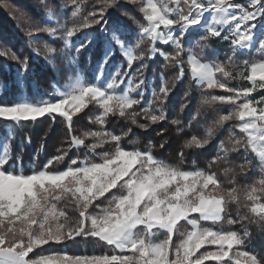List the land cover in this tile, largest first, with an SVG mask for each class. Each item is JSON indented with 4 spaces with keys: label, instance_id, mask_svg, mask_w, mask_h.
Listing matches in <instances>:
<instances>
[{
    "label": "snow or ice",
    "instance_id": "snow-or-ice-1",
    "mask_svg": "<svg viewBox=\"0 0 264 264\" xmlns=\"http://www.w3.org/2000/svg\"><path fill=\"white\" fill-rule=\"evenodd\" d=\"M125 2L135 5L141 0ZM40 3L48 9L47 19L55 21V26L45 24L28 35L44 33L50 38L62 39L68 49L71 37L82 29L100 24L107 9L115 7L119 0H106L99 12L88 13L82 24L74 23L71 27L66 22L60 23L47 0H40ZM71 4L74 7L70 17L75 21L83 9L79 0H71ZM139 12L146 23L137 24L139 39L135 48L148 42V59L158 54L165 61V67L179 69L177 81L184 77L182 55L187 52L190 80L197 88L230 94L202 99L205 106L218 103L232 107L227 114L218 117L203 138L192 136L182 148L203 149L217 129L236 122L235 132L241 135L237 137L229 131V147L221 142L209 168L220 162L227 165L230 153L243 151L245 162L237 166L240 173L250 168L252 161L247 154L251 153L259 164L261 179L243 188L233 186L226 190L213 172H186L169 166L151 155V145L145 153L126 151L122 149L121 141L128 133L118 136L103 130L110 116H119L143 130L147 127L138 123V117L149 125L165 121L163 109H153L152 105H163L170 95L167 83L161 77L159 93L153 92L148 106L140 112L129 111L140 103L131 94L141 89L144 81L133 84L127 72L121 75L122 66L109 73L107 78L104 74L116 48L120 49L129 69L134 61L142 60L144 56L134 55V48L120 39L117 28L107 44L104 60L98 65L97 83L82 81L77 74L65 89L55 88L56 100H20L11 106L0 105V121L20 125L44 117L55 122L56 117H60L69 135L68 149H58L60 154L51 158L41 170L28 175L13 167L11 142L15 137L12 132L0 138V264H208L209 261L215 264H261L257 255L242 250L249 235L246 229L241 236L235 231H217L201 225L203 222L215 225L226 221L230 226L244 222L264 226V96L254 98V93L264 92V24L257 23L264 20V0H248L246 6L234 0H143ZM96 16L99 19H91ZM195 31L201 33L195 45L201 50L211 40L227 42L232 53L226 62L229 65L235 64L233 57L237 53L254 51L261 56L259 60H244L241 65L244 71L236 74L237 79L246 80L250 87H228L223 81L232 79V73L226 70L225 64L202 62L191 48L184 47L187 37ZM58 32H64V36H57ZM157 45L170 46L173 53H165ZM85 47L86 44L76 47L77 56ZM44 50L45 58L56 55V49L49 45H45ZM35 54L39 55V52ZM8 56L21 65V73L27 71L26 59L20 61L15 54L0 51V57ZM75 59L68 57L67 63L73 65ZM126 77L128 87L116 94ZM138 94L143 96L142 91ZM93 103L100 109V114L89 123L97 124L101 130L72 135L73 117ZM198 115L192 120L195 121ZM170 123L177 127L179 135L181 122L172 120ZM109 144L115 146L114 150L101 153L99 162L86 156L72 159L63 171H52L64 163L73 149L86 148L96 157L97 149ZM179 155L183 161V152ZM16 163H21L19 157ZM228 172H235V169L226 167L224 173ZM104 198H108L107 205L97 208L95 214L91 213L89 209ZM229 205H235L238 212L243 210L244 215L229 218ZM70 206L78 212L77 220L67 215L66 209ZM181 222L190 230L181 232ZM159 233L166 235L157 241L155 238ZM177 234L181 238L174 242ZM77 237L95 238L113 251L104 255L30 256L44 245L62 244ZM207 246H214L216 250L201 252Z\"/></svg>",
    "mask_w": 264,
    "mask_h": 264
},
{
    "label": "trees",
    "instance_id": "trees-1",
    "mask_svg": "<svg viewBox=\"0 0 264 264\" xmlns=\"http://www.w3.org/2000/svg\"><path fill=\"white\" fill-rule=\"evenodd\" d=\"M105 2L106 0H79L83 10L80 18L75 21L70 17L74 7L71 0H47V5L53 9L60 23L64 24L66 22L67 26L71 27L74 23L82 24L83 19L88 17V13L99 12ZM107 2H110V0H107ZM234 2L246 6L248 0H234ZM142 3L143 0L135 5L126 3L125 0H119L115 7L107 9L100 24H95L90 28L77 32L70 38V48L65 49L62 39L50 38L44 33L31 37L28 35L30 31H34L37 27H42L45 24L55 26V21H48L46 16L48 9L41 5L40 0H0V51H9L15 54L20 61L27 60V71L21 73V65L13 61L10 56L0 57V105H13L22 96L32 102L42 99L56 100L57 97L53 95L55 88H64L68 81L75 78L77 74L82 77L83 81L95 83V72L106 52V41H111L112 32L118 28L120 39L134 48V55L144 56V59L134 61L129 69L118 48H116L115 55L111 57L106 67V71H112L117 66H122L121 75L127 72L133 84L139 83L140 80L144 81L142 88L131 94L132 98L140 100V103L129 111L140 112L141 109L148 106L149 101L153 99V92L159 93L161 77L166 81L170 95L163 105L159 103L152 105L153 109L157 107L163 109L166 114L165 121L149 125L146 120L138 117V123L147 127V130H143L119 116H110L103 130L118 136L128 133L121 141V147L126 151L145 153L149 151V145H151V155L156 160L169 166L179 167L186 172L194 170L213 172L226 190L233 186L243 188L245 185H252L259 180V164L255 158H252L250 168L245 169V172L241 174L237 166L245 162L243 151L230 153L229 164L225 165L220 162L209 168L210 161L217 156L221 142H225L226 148L229 147L227 143L229 131H233L238 137L241 135L235 132L236 122H229L223 128L217 129L210 143L203 149L182 148L183 143L192 136L203 138L206 130L212 127L218 117L227 114L232 107L218 103L205 106L201 103L202 99L206 96L220 97L230 94L219 90L205 92L197 88L190 80L186 62L183 65L184 77L182 80L177 81L176 77L179 69L174 66L165 67V61L158 54L155 58L148 59L150 55L148 42L141 44L139 48H135V44L139 39L137 24L144 25L146 23L139 12ZM123 13H127V15ZM129 17H133V19H129ZM91 19H99V16ZM200 35L201 33L198 31L192 32L187 37L184 47L191 48L201 58L202 62L225 64L226 70L232 73V79L223 81L228 87L233 89L250 87L246 80L237 79L236 74L244 71L241 66L244 60H259L261 56L253 54V52L237 53L233 57L235 64L229 65L226 63L228 57L232 54L229 44L220 39H215L209 41L208 46L201 50L200 47L195 46ZM57 36H64V32H58ZM81 44H86L87 47L77 56L76 47ZM45 45L56 49V55L45 58ZM156 47L165 53H173L170 46L157 45ZM62 49L64 51H61ZM37 51L39 55L35 54ZM186 55L187 52L182 55V60L185 61ZM68 57H76L73 65L67 63ZM128 77L125 78L121 87L116 89L117 92L123 89ZM140 91L143 92V96L138 94ZM197 113L199 115L193 121L192 117ZM99 114L100 109L93 103L83 112L74 116L71 125L72 135L81 136L83 132L100 131L101 129L97 124L89 123V120H94ZM172 120L181 122L179 127L182 131L179 135L177 134V127L170 123ZM9 131L15 137L11 142L13 167L22 170L25 175L41 170L51 158L60 154L58 149L69 148L68 128L60 117H56L55 122L49 117H44L36 122H21L20 125L0 121V138L6 136ZM28 140H30V143L27 142ZM86 143H91V141H86ZM161 144L164 145L163 148H161ZM114 147V145L109 144L103 149H97L96 157L88 153L86 148L73 149L68 153L64 163L56 166L52 171H63L72 159H84L86 156L94 162H99V155L105 151L112 152ZM181 152H183V161H181L179 155ZM17 157L21 161L20 164L16 163ZM226 167L235 169V172L224 173ZM255 167H257V170H254ZM107 202L108 198L97 201L96 206L90 208L89 211L95 214L97 208L105 207ZM66 211L72 220L79 218L74 207L70 206ZM243 215V210L238 212L235 205H229V218L237 219ZM201 226L217 231H235L241 236L244 235L246 229L249 235L245 239L242 250L257 255L261 260V264H264V226L246 222L230 226L226 221L215 225L203 222ZM186 230H190V227L181 222L180 231ZM165 235V233H159L155 239L157 241L162 240ZM180 238L179 234L175 235L174 242H179ZM208 249V247L203 248L201 252ZM112 251L109 246L95 238L77 237L73 241L62 244L50 243L44 245L34 250L30 256L36 258L49 254L104 255L111 254ZM208 264H215V262L209 261Z\"/></svg>",
    "mask_w": 264,
    "mask_h": 264
},
{
    "label": "rangeland",
    "instance_id": "rangeland-1",
    "mask_svg": "<svg viewBox=\"0 0 264 264\" xmlns=\"http://www.w3.org/2000/svg\"><path fill=\"white\" fill-rule=\"evenodd\" d=\"M257 23L258 24H264V20H260V21H257ZM113 33V32H112ZM125 42V41H124ZM109 43V41H106V48H107V44ZM126 44H128V45H130L129 43H127V42H125ZM131 46V45H130ZM118 50H119V53H120V49L118 48ZM121 54V53H120ZM253 54H256L254 51H253ZM123 57V56H122ZM104 58H105V54H104V56H103V59H102V61L104 60ZM123 59L125 60V62H126V59L123 57ZM186 60H187V55H186V57H185V62H186ZM101 61V62H102ZM126 64H127V62H126ZM186 65H187V63H186ZM97 68H98V66H97ZM118 68V66L114 69V70H112V71H105V77L107 78V76H108V74L109 73H112V72H114L116 69ZM97 75V69H96V72H95V76ZM79 78L83 81V79H82V77L79 75ZM74 79L75 78H73L72 80H70V81H68V83L64 86V88H61V89H65L66 87H68L73 81H74ZM95 83H97V81H95ZM128 87V84H127V82L124 84V87H123V89L120 91V92H117V90H116V94H121L123 91H124V89L125 88H127ZM261 96H264V92H257V93H254V98H256V99H259ZM20 100H26L23 96L18 100V101H20ZM17 101V102H18ZM16 102V103H17ZM11 106V105H10ZM238 137V136H237ZM247 157L249 158V160H251L252 161V158H255V157H253L252 156V154L251 153H248L247 154ZM254 170H257V167H255L254 168ZM258 170H259V168H258ZM260 172V171H259ZM260 174V177H259V179H261V173H259ZM205 228V227H204ZM211 229V228H210ZM209 249L208 250H206V251H215L216 249H215V247L214 246H207ZM206 248V247H205ZM206 251H204V252H206Z\"/></svg>",
    "mask_w": 264,
    "mask_h": 264
}]
</instances>
